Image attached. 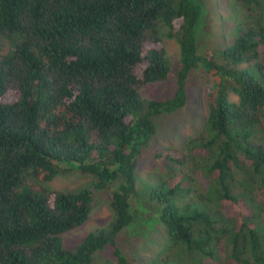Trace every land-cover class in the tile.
<instances>
[{
    "label": "trees",
    "instance_id": "obj_1",
    "mask_svg": "<svg viewBox=\"0 0 264 264\" xmlns=\"http://www.w3.org/2000/svg\"><path fill=\"white\" fill-rule=\"evenodd\" d=\"M233 39L197 53L204 0H0V264H90L134 219L135 167L153 117L186 101V78L205 75L207 116L181 149L153 155L147 190L166 251L147 263L264 264V0H230ZM164 39L178 45L174 90ZM92 188H51L60 172ZM110 188L109 222L73 248L62 235L87 219L93 191Z\"/></svg>",
    "mask_w": 264,
    "mask_h": 264
},
{
    "label": "rangeland",
    "instance_id": "obj_2",
    "mask_svg": "<svg viewBox=\"0 0 264 264\" xmlns=\"http://www.w3.org/2000/svg\"><path fill=\"white\" fill-rule=\"evenodd\" d=\"M205 17L201 35L197 41V53L209 54L228 45L235 34L236 17L230 0H204ZM166 54L170 60L167 78L160 82H151L143 86V98L161 99L170 96L174 90L175 69L178 66V45L173 39H164ZM0 53H11L10 44L0 37ZM186 101L184 105L167 114L153 117L155 133L148 145L141 149L135 167V193L129 202L133 212V221L115 236V243L127 257L128 263H147L158 253L166 251L167 238L163 226L155 217V206L147 198V190L158 179L153 155L165 147L181 149L184 142L195 134L205 122L207 116L206 78L199 67L187 76ZM51 188L77 191L92 188L90 175L72 170L60 172L49 183ZM110 188L93 191L89 198L90 213L79 227L62 235V244L73 248L84 235L92 230L104 227L111 219L108 206ZM90 264H117L106 246L93 254Z\"/></svg>",
    "mask_w": 264,
    "mask_h": 264
}]
</instances>
